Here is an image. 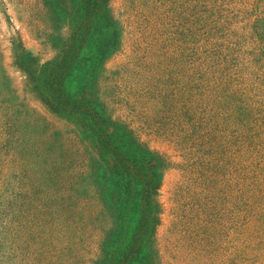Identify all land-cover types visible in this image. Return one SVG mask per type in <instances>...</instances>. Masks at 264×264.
<instances>
[{"label": "rangeland", "instance_id": "374dc122", "mask_svg": "<svg viewBox=\"0 0 264 264\" xmlns=\"http://www.w3.org/2000/svg\"><path fill=\"white\" fill-rule=\"evenodd\" d=\"M84 7L0 0V264H264V0L90 17L64 86L163 156L150 211L89 116L51 111L15 62L20 46L51 59Z\"/></svg>", "mask_w": 264, "mask_h": 264}, {"label": "trees", "instance_id": "16d2710c", "mask_svg": "<svg viewBox=\"0 0 264 264\" xmlns=\"http://www.w3.org/2000/svg\"><path fill=\"white\" fill-rule=\"evenodd\" d=\"M106 0H84V18H77L71 22L69 32L60 39L56 54L49 60L41 62L38 58L26 52L23 46L13 50L15 62L28 74L29 80L33 83L34 89L40 96L42 102L55 113H86L89 119L99 129L98 144L109 149L114 160L111 168L119 174H124L134 179L128 183H141L143 197L140 199L146 210L158 206L156 196L159 187L157 168L163 164V156L158 152L147 151L145 144L133 136L129 140L124 137L115 139V122L102 117L100 112L91 104L80 105L65 89L64 80L75 60L78 51L86 42V30H89V19L93 12L104 5ZM88 25V26H87ZM130 134V133H129ZM189 142L190 139L188 138ZM122 142L132 143L135 150L128 154L130 146L122 150ZM188 142V143H189ZM198 150L190 152L195 155ZM140 160V161H139ZM137 169V170H135ZM135 170V171H134ZM134 171V172H133ZM156 209V208H155Z\"/></svg>", "mask_w": 264, "mask_h": 264}]
</instances>
